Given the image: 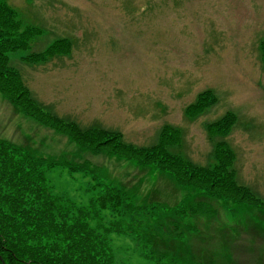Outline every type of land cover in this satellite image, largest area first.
I'll use <instances>...</instances> for the list:
<instances>
[{
	"label": "rangeland",
	"instance_id": "obj_1",
	"mask_svg": "<svg viewBox=\"0 0 264 264\" xmlns=\"http://www.w3.org/2000/svg\"><path fill=\"white\" fill-rule=\"evenodd\" d=\"M0 1L15 33L7 64L30 97L28 114L0 93V139L102 169L142 203L180 205L192 184L217 192L169 232L174 247L192 236L174 254L264 264V0ZM161 144L170 155L151 152ZM217 153L228 174L210 177ZM50 169L87 201L90 175ZM131 238L111 234L115 255L144 264Z\"/></svg>",
	"mask_w": 264,
	"mask_h": 264
},
{
	"label": "trees",
	"instance_id": "obj_2",
	"mask_svg": "<svg viewBox=\"0 0 264 264\" xmlns=\"http://www.w3.org/2000/svg\"><path fill=\"white\" fill-rule=\"evenodd\" d=\"M3 13L5 8L0 1V15ZM4 15L0 16V93H7L9 102L15 101L19 104L17 107L28 113L23 100L27 90L18 79V71L7 64V52L13 50L15 33ZM262 51L264 53V41ZM43 55L44 52L37 54ZM202 102L205 100L197 108L204 104ZM113 149L120 151L118 145ZM158 150L169 154L164 144L151 148V152L162 157ZM217 156L219 165L214 173L207 171L210 177L218 172L228 174L227 157L222 153ZM52 159L39 156L31 147L0 139V258L4 264H128L115 255L111 234L132 235L144 264H192L196 260L174 254L177 247L189 243L192 236L176 235L177 247H174L169 232L181 233L182 220L199 214L198 210H192L193 206L203 208L207 205L206 199L215 197L213 194L217 192L192 184L198 191L191 200L180 205L169 208L158 203H142L128 185L117 184L102 169ZM168 160L175 163L178 159L168 157ZM58 166L66 168L68 174L90 175L85 181L87 201H75L50 183L46 170ZM165 171L183 185L172 172ZM204 236L211 237L207 233ZM226 238L224 235V242ZM206 247L197 253L206 254ZM199 261L194 264H212L202 257ZM228 261L231 262L230 255ZM3 262L0 260V264Z\"/></svg>",
	"mask_w": 264,
	"mask_h": 264
}]
</instances>
